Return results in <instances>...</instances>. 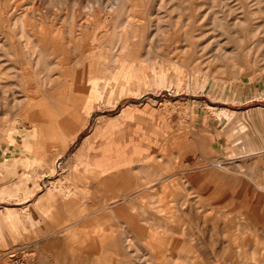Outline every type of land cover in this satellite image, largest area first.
I'll use <instances>...</instances> for the list:
<instances>
[{"label": "rangeland", "instance_id": "1", "mask_svg": "<svg viewBox=\"0 0 264 264\" xmlns=\"http://www.w3.org/2000/svg\"><path fill=\"white\" fill-rule=\"evenodd\" d=\"M0 151V264H264V0H0Z\"/></svg>", "mask_w": 264, "mask_h": 264}, {"label": "bare ground", "instance_id": "2", "mask_svg": "<svg viewBox=\"0 0 264 264\" xmlns=\"http://www.w3.org/2000/svg\"><path fill=\"white\" fill-rule=\"evenodd\" d=\"M29 43V42H28ZM30 44V43H29ZM31 48V47H30Z\"/></svg>", "mask_w": 264, "mask_h": 264}, {"label": "crops", "instance_id": "3", "mask_svg": "<svg viewBox=\"0 0 264 264\" xmlns=\"http://www.w3.org/2000/svg\"><path fill=\"white\" fill-rule=\"evenodd\" d=\"M1 152V151H0Z\"/></svg>", "mask_w": 264, "mask_h": 264}]
</instances>
